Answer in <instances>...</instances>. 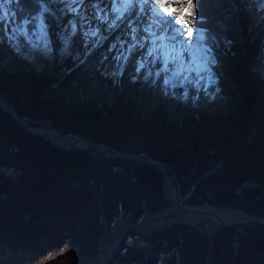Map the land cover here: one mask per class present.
<instances>
[{
    "label": "trees",
    "instance_id": "16d2710c",
    "mask_svg": "<svg viewBox=\"0 0 264 264\" xmlns=\"http://www.w3.org/2000/svg\"><path fill=\"white\" fill-rule=\"evenodd\" d=\"M5 6L17 22L36 8L35 0ZM197 7L201 28L255 81L230 105L188 107L178 87L162 100L140 102L123 87L112 92L115 79L107 75L89 81L109 92L108 100H87L78 86L73 98L55 94L83 51L38 70L17 62L3 68L0 58V95L32 126L45 121L62 136L161 163L179 196L189 194L185 204L264 216V0H200ZM64 8L59 3L55 17L45 18L54 53L64 41L57 22ZM81 148L54 147L0 106V252L26 244L35 253L28 264H93L116 220L134 223L170 205L155 166ZM106 264H264V225H220L210 233L182 222L148 233L129 228Z\"/></svg>",
    "mask_w": 264,
    "mask_h": 264
},
{
    "label": "rangeland",
    "instance_id": "374dc122",
    "mask_svg": "<svg viewBox=\"0 0 264 264\" xmlns=\"http://www.w3.org/2000/svg\"><path fill=\"white\" fill-rule=\"evenodd\" d=\"M95 1L99 3L100 7L110 4L109 0ZM84 3H86V5L83 7L81 14L90 16L92 12V8L90 6L91 0H84ZM5 5L8 6V0H3V2L0 3V58L1 66L3 68H11L13 63L17 62L21 66H27L30 69L38 70L40 68L58 65L62 58L67 54L75 56L81 51L85 53L78 65L63 81V86L57 88L55 94H58L59 96L63 93L69 98H73L74 93H77V91L74 90V86H78V93L85 96L87 100H108L111 97L110 93H101L97 81L94 79L89 81L90 78H99L100 75H107L111 77L113 76L115 79V86L112 88V92H115L119 87H123L127 90L129 95H132L140 102H144L148 99L151 101H158L168 96V93L172 88L178 87L182 89L183 101L186 106L197 109L202 104L210 102H217L221 105H230L232 102L236 101L239 97L245 94L247 84H255V81L252 80V78L245 76L244 70L237 59L231 60L225 51L218 46L214 38V45L217 46L222 57L227 63L221 69L215 68V60L214 63L207 64L208 75L211 76L213 83L208 85L207 91H204L202 87L204 81L197 82L196 72L182 71L181 68V65H183L184 68L190 69L193 67L192 57L202 55L201 44L199 42H196L185 55L175 53L170 55L168 58L167 55H165V59L168 61L167 71L163 70V65L159 60L153 62L151 59H148L145 62L144 53L134 52L129 56L127 62H118L115 57L119 55V47L113 49L111 52L109 51V48L113 44L119 45L120 35L115 34L110 40L103 43L96 51L94 50L96 44L99 43L105 32L111 31L112 29H107L104 25H97L95 21H92V30H96V28L99 27L100 38L98 40L91 37L85 38L82 35V32H88L89 28L87 26L81 27L78 22L76 24L77 31L74 33L69 27L70 24H73L72 17L74 14L71 10L65 11L64 8L61 12L62 16L60 19L57 18L58 25L63 29L62 36L64 41L62 43L61 50L54 53L49 44L47 30L43 32H36L34 34L30 32L28 35H25L23 29L21 28L22 21H15L11 10ZM68 7L71 9L74 5L70 3ZM51 16L55 17L53 11ZM111 16L112 13L109 12V17L111 18ZM198 26L201 27L200 24H198ZM107 36L108 35H106V37ZM173 57H177V59L173 60ZM211 58L214 59L213 56H211ZM246 60V56H243V60L239 61H241L242 64H245ZM139 63H144V67L140 68L139 72H137ZM157 72L160 73L159 77L156 75ZM177 74L187 76L188 80L192 82L189 83L185 81L181 84L177 79ZM201 75H204V73H201ZM166 78L171 79L172 83L177 86H169L166 88L164 84V80ZM134 80L141 83L138 88L131 86V82ZM205 80H207V76L205 77ZM23 122L28 124V121ZM35 124L36 125L33 127H38L40 125L51 128L45 121H35ZM60 136L65 139L66 143L64 145H67V143L69 144V142L76 137ZM81 147L82 146L77 145L72 148ZM81 149L89 148L82 147ZM134 158L139 159L138 157ZM163 189L166 196L169 198L168 203L171 204L170 193L172 188L169 181H165ZM157 222H159V224L156 226L158 227L156 229L167 227L170 224H178L180 222L188 224L192 227H197L206 233H210V231L217 227L216 226L212 230H208L209 225L206 222L192 219L190 221L188 218H182L179 213H173L163 219H157ZM125 223H127V221L120 218L109 227L106 234L101 238L99 255L101 254V249L107 246L111 237L115 233L119 232ZM129 228L131 227H127L125 231ZM136 244L141 243L137 242ZM32 256H35V253L30 245L24 244L15 250L2 248L0 252V264H28ZM98 257H96L93 264H96Z\"/></svg>",
    "mask_w": 264,
    "mask_h": 264
},
{
    "label": "snow or ice",
    "instance_id": "6c2138e0",
    "mask_svg": "<svg viewBox=\"0 0 264 264\" xmlns=\"http://www.w3.org/2000/svg\"><path fill=\"white\" fill-rule=\"evenodd\" d=\"M3 0H0L2 3ZM69 2L75 7L69 9ZM185 4L183 8L173 6L174 0H127L129 7L123 11L115 5L118 0H110V4L100 7L99 3L91 4L92 12L89 15H82L84 0H59V3L65 4V11L71 10L79 20L81 27L87 26L89 31L82 32L85 38H100L99 27L92 30V21L97 25H104L107 29L117 30L124 28V33L119 45L113 44L109 51H113L119 47V55L115 59L119 61H127L129 56L142 50L144 52L145 62L151 59L153 62L159 60L163 65V70L167 71L168 61L165 59V52L171 46L173 51L177 45H184L183 51L187 52L195 41L192 39L194 34L200 31V21H202V13L198 10L197 5L200 0H181ZM57 0H35V13L27 17L21 23V28L25 35L46 30L45 18L52 14L54 7H58ZM155 6V7H153ZM109 12L112 13L111 18ZM161 13L164 15L161 16ZM179 13V22L186 25V28L176 29L175 16ZM172 17L173 19H169ZM69 27L75 33L77 25L70 24ZM202 27V25H201ZM203 55L192 57L193 67L190 69L184 68L181 65L182 71H195L197 74V82L204 81L203 90L207 91L208 85L213 83L210 75H208L207 64L214 63V59H208L212 56L210 49H203ZM177 57H173L176 60ZM144 67V63H139L137 72ZM204 73V75H201ZM156 75L159 77L160 73ZM207 76V80L205 77ZM178 81L182 84L188 80L187 76L177 74ZM165 87H176L172 80L166 78L164 80Z\"/></svg>",
    "mask_w": 264,
    "mask_h": 264
},
{
    "label": "bare ground",
    "instance_id": "6f19581e",
    "mask_svg": "<svg viewBox=\"0 0 264 264\" xmlns=\"http://www.w3.org/2000/svg\"><path fill=\"white\" fill-rule=\"evenodd\" d=\"M93 3H97V2L95 0H91V4ZM109 3H110V0H109ZM85 5L86 3H84V6ZM115 6L120 8L121 11H123L126 7H129V5L127 4V0H118V3ZM173 6L177 8H183L185 4L181 2V0H174ZM163 15L164 14L161 13V16ZM178 17H179V13H176V16H175L176 29L179 30L181 28H186V25L179 22ZM168 18L173 19L172 17H168ZM123 33H124V28L105 32L102 39L94 47V50L97 51L102 46L103 43H105L107 40H110L115 34L120 35L119 42H121ZM106 35L108 36L106 37ZM192 39L195 41V43L199 42L201 44V54L202 55L204 54L203 49H210L212 56L215 60V68L221 69L226 65L227 63L226 60H224V58L222 57L217 46L214 45L213 37L207 31H205L203 28L200 27V31L195 33ZM195 43H193L192 46ZM184 47L186 46L178 45V47L176 46L175 51H173L172 47L169 46L168 50L165 52L164 55H167V58L170 55H173L175 53L185 55L189 52V50L187 52H184L183 51ZM136 52L144 53L142 50L136 51ZM208 59H212V58L210 57ZM33 131L43 132L51 141L55 142L56 144L64 145L66 143L64 138H62L60 135H58L57 132H55L53 129L47 126L39 125L36 129H33ZM69 143H73V139ZM73 144L74 146L78 145L82 147H87V144L85 141H77V142H74ZM170 202L171 204L162 211H157L154 214L152 213H146V215L144 214L141 217V219L135 223V227L141 231L152 229L158 226L159 222H157V219H163L169 215H172L173 213H179L182 218L183 217L188 218L190 219V221L192 219L196 221L206 222L209 225L208 230H212L216 226L218 227V225H220L221 223H232V222H238V221L246 219L241 212L237 210H232L229 208H212L206 205L192 206V205H186L184 201L177 202L176 197H175V192L173 191V189L171 190V193H170ZM127 227L128 226H123L119 232L115 233L111 237V239L107 243V246L101 249V254L98 255L99 257H98V261L96 262V264H102L104 262V260L106 259V257L108 256L111 250V247L115 244L119 235L122 234L124 232V229H126Z\"/></svg>",
    "mask_w": 264,
    "mask_h": 264
},
{
    "label": "water",
    "instance_id": "95a60500",
    "mask_svg": "<svg viewBox=\"0 0 264 264\" xmlns=\"http://www.w3.org/2000/svg\"><path fill=\"white\" fill-rule=\"evenodd\" d=\"M0 106L11 117V119L13 120V122L18 127H20L22 130H25V131L30 132L32 134L41 136L43 139H45L47 142H49L54 147H57L59 149H70V148L74 147V144H73L74 142H77V141H85L86 144H87V148H89V149H91V150H93V151H95V152H97V153H99V154H101V155H103L105 157H108V158H122V159H125L127 161H130V162H133V163H137V164H141V165H153L158 170H160L163 173V176L165 177V179L167 181H169V183L171 185V188L175 192V197H176V201L177 202L184 201L189 196V194H187L186 196H184L182 198H179L178 185H177L174 177L172 175H170L167 172V170L165 169V167L161 163H159V162H156L154 160H141V159H136L132 155H128V154L123 153V152H118V151H116V150H114L112 148L106 147V146H100L98 144H94L90 140H88L86 137H83V136H76L73 139V143H69L67 145H59V144H56L55 142L51 141L43 132L33 131V129H36L37 127L30 126L29 124H27V123L23 122L22 120H20L19 118H17L16 115L14 114L13 107L10 106V104L1 95H0ZM219 165L220 164L218 163L217 164V167H219ZM192 206H194V205H192ZM209 207H212V206H209ZM212 208H229V209H232V210H237V209H234V208H231V207H227V206L212 207ZM237 211L241 212L246 219L245 220L238 221V222H232V223H221L220 225H222V226L249 225V224H260V225H264V216H250V215H248V214H246V213H244V212H242L240 210H237ZM135 223H133V222H127V223L124 224V226L131 227V228H133L138 233H148L149 231L158 228V227H155V228L150 229V230L141 231V230H138L135 227ZM124 231H125V229H124ZM123 234H124V232L119 235L118 239L116 240L115 244L111 247V250H110L108 256L106 257V259L104 260V262L102 264H105L108 261V259L112 256L113 251L116 249V247H117L120 239L122 238ZM233 246L235 247L236 246V243H234ZM98 254H99V252H98ZM98 254H97V256H98Z\"/></svg>",
    "mask_w": 264,
    "mask_h": 264
}]
</instances>
